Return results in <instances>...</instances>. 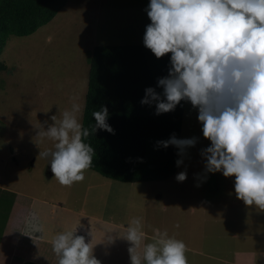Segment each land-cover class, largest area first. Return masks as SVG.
I'll list each match as a JSON object with an SVG mask.
<instances>
[{
    "label": "rangeland",
    "instance_id": "rangeland-1",
    "mask_svg": "<svg viewBox=\"0 0 264 264\" xmlns=\"http://www.w3.org/2000/svg\"><path fill=\"white\" fill-rule=\"evenodd\" d=\"M149 3L68 0L50 22L32 34L9 36L0 54V63L6 65L0 71V138L7 132V138L15 143L10 142L13 147L32 152L29 166L35 174L29 183L43 184V171L50 167V157L42 159L39 152L54 148L49 140L37 143L38 124L46 130L53 123L50 117L60 118L73 103L82 106L81 123L92 49L96 45L143 44L150 24L146 11ZM197 116L198 110L184 101L180 139L195 137L197 142L183 156L178 155L183 162L172 176L131 182L141 187L139 195L122 182L102 177V188L117 182L122 183L120 189L110 191L105 202L98 199L96 183L92 184L87 202L94 203L93 209L100 208L104 218L112 215L126 223L133 217L142 218L149 234L144 243L152 242L154 229L167 230L169 237L185 243L188 264H264V211L237 199L234 176L224 177L222 171L205 172L206 160L201 151L210 146V141L203 137ZM8 144L5 141L8 149H3L13 151ZM182 171L187 178L178 182L175 177ZM76 188L74 183L71 191ZM101 232L100 239L106 245L108 231L102 229L99 235ZM130 246L124 240L117 252L104 257L106 263L130 264Z\"/></svg>",
    "mask_w": 264,
    "mask_h": 264
},
{
    "label": "clouds",
    "instance_id": "clouds-1",
    "mask_svg": "<svg viewBox=\"0 0 264 264\" xmlns=\"http://www.w3.org/2000/svg\"><path fill=\"white\" fill-rule=\"evenodd\" d=\"M146 11L150 24L144 46L157 59L171 56L168 75L157 80L162 93L148 87L140 103L155 102L159 115L181 101L190 102L198 110L203 137L210 141L201 151L205 172L234 176L237 199L264 211V0H150ZM81 111L82 106L73 103L60 118L51 116L53 123L46 130L37 126V143L54 142L53 149L39 156L50 157L51 172L65 187L82 182L92 166L94 150L82 138L97 129L114 134L106 123V107L93 112L91 132L79 122ZM196 142L195 137L178 139L173 134L157 144L175 146L183 156ZM182 162L178 159L176 165ZM186 178L184 171L175 177L178 182ZM25 227L32 233L45 231L36 211L27 214ZM142 228V218L133 217L120 236L131 245L130 264H188L182 240L154 229L152 242L144 243ZM76 229L52 236L58 264H100L93 245L76 235Z\"/></svg>",
    "mask_w": 264,
    "mask_h": 264
},
{
    "label": "trees",
    "instance_id": "trees-1",
    "mask_svg": "<svg viewBox=\"0 0 264 264\" xmlns=\"http://www.w3.org/2000/svg\"><path fill=\"white\" fill-rule=\"evenodd\" d=\"M68 0H0V54L9 36H26L50 22ZM168 53L157 59L144 44L96 45L89 59L81 124L91 132L93 112L108 109L114 134L97 129L83 142L93 150L91 171L122 183L165 180L176 169L179 150L162 147L173 134L180 139L184 101L173 111L155 114V102L142 105L145 89L157 93L158 78L168 75ZM6 66L0 63V71ZM25 264H36L26 262Z\"/></svg>",
    "mask_w": 264,
    "mask_h": 264
},
{
    "label": "crops",
    "instance_id": "crops-1",
    "mask_svg": "<svg viewBox=\"0 0 264 264\" xmlns=\"http://www.w3.org/2000/svg\"><path fill=\"white\" fill-rule=\"evenodd\" d=\"M4 140L9 141L8 145L12 146L13 151L3 149L7 147L4 146ZM10 142L15 146L7 138L6 132L0 138V264H58L50 240L56 233L72 230L76 226L75 234L83 236L86 243L93 245V256L100 264H107L104 257L117 252L118 246L124 241L120 236L124 235L128 223L112 215L106 217V220L101 209H93L94 203L87 202V198L93 187L91 185L96 183L98 199H106L107 202L110 191L119 190L122 183H107L102 188V176L89 171L84 173L82 182L75 183L77 188L74 192L71 187L61 190L62 186L55 180L51 166L41 175L42 186L33 181L29 183V179L35 174L32 166H29L33 154L27 148L13 147ZM132 184L135 183H123L124 186H130L129 189H134L138 195L141 194V187ZM81 199L82 202L79 203ZM30 211H36L40 216L45 229L43 233H32L26 229L25 217ZM102 229L108 231L104 237L106 245L100 239L102 232L99 235V231ZM142 231L145 236H149L144 226ZM109 236L113 238L112 241L108 240ZM201 254L204 255V252L201 251Z\"/></svg>",
    "mask_w": 264,
    "mask_h": 264
}]
</instances>
